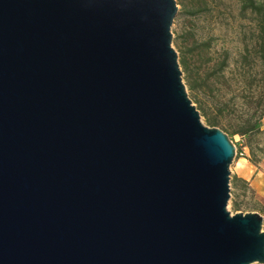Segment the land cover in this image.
Returning <instances> with one entry per match:
<instances>
[{"label": "water", "instance_id": "water-1", "mask_svg": "<svg viewBox=\"0 0 264 264\" xmlns=\"http://www.w3.org/2000/svg\"><path fill=\"white\" fill-rule=\"evenodd\" d=\"M176 0H0V264H264L235 145L189 97Z\"/></svg>", "mask_w": 264, "mask_h": 264}, {"label": "trees", "instance_id": "trees-1", "mask_svg": "<svg viewBox=\"0 0 264 264\" xmlns=\"http://www.w3.org/2000/svg\"><path fill=\"white\" fill-rule=\"evenodd\" d=\"M239 19L246 21V25L237 28L239 47L235 55L231 56L227 49H223L221 56L214 65L210 61L209 39H193L186 52L179 55V62L184 72L186 86L193 94L202 92L207 107L205 108L193 95L192 101L197 102V109L205 115L210 125L218 126L224 132L239 134L249 149L248 160L259 165L264 158V148L259 145V135L264 132V0H236ZM181 4V11L187 15L198 16L208 11V0H176ZM194 37L193 32L187 33ZM227 70L237 73L240 82L238 90L232 83L226 85L224 94L231 93V98L222 101L215 93L213 77L216 73L226 74ZM238 70V71H237ZM223 82H221L222 84ZM233 111L234 125L229 127L226 113ZM210 110L214 111L210 114ZM234 189H243L252 196L254 188L246 179L234 176ZM264 213V205L257 204ZM233 208L240 209V204L233 201ZM264 218V217H263ZM259 264V263H254Z\"/></svg>", "mask_w": 264, "mask_h": 264}, {"label": "rangeland", "instance_id": "rangeland-1", "mask_svg": "<svg viewBox=\"0 0 264 264\" xmlns=\"http://www.w3.org/2000/svg\"><path fill=\"white\" fill-rule=\"evenodd\" d=\"M208 1V11L198 16H191L183 13L181 11V4L177 3L178 8L171 25V31L172 45L177 50L178 56L180 55L181 51H187L194 38L197 40L209 39L211 42L209 56L211 58L208 62V65L212 66L214 65V63H216V61H218L223 49H227L231 56L235 55L239 47L237 28L239 27V25H246V21L244 19L242 21L239 19L238 4L236 0ZM189 31L193 32L194 37L187 34ZM225 73V75L216 73V75L213 77V79L216 80V83H214L215 93L222 101L227 100L232 96L229 92L227 94H224L223 92L228 89V86L226 87L228 82L232 83L233 88L236 89V91L238 90L240 84V82L236 80L239 79V76L236 72L233 73V71L227 70ZM182 76H184L183 71ZM221 82L223 83L221 84ZM186 88L191 99L194 95L203 106L205 105V108L207 107L205 101L207 97L204 96L202 92H194L192 94L187 86ZM193 103L195 104V106L197 105V102L193 101ZM198 110L204 124L213 126L208 123L206 116L202 115L200 109ZM233 111L234 110L231 109L229 114L226 113V117L229 119L228 123L230 129H232L235 122ZM209 113L213 114L214 111L210 110ZM226 133L235 145V155L230 165V199L228 201L227 208L232 213L239 211H255L261 214L262 217H264V213H262L257 206L258 203L264 205V199L259 196L256 191L252 196L250 193L245 192L243 189L238 188L235 190L233 187V179L236 175L234 167L237 165V162L240 161L239 158H247L249 149L247 146H245L244 140L241 135L237 133L230 134L228 131ZM259 145L260 147L264 148V132L259 135ZM248 162L250 161L248 160L244 165H242L241 162L239 167H241L242 169L248 168ZM235 199L240 204V209L235 210L233 208V201ZM262 228L264 229V218L262 221Z\"/></svg>", "mask_w": 264, "mask_h": 264}, {"label": "crops", "instance_id": "crops-1", "mask_svg": "<svg viewBox=\"0 0 264 264\" xmlns=\"http://www.w3.org/2000/svg\"><path fill=\"white\" fill-rule=\"evenodd\" d=\"M239 162L234 167L236 176L242 177L249 181L250 185L254 190L264 199V160L259 165H254L251 162L249 163L248 168L242 169L239 165L242 162V165L247 162V158H239Z\"/></svg>", "mask_w": 264, "mask_h": 264}]
</instances>
